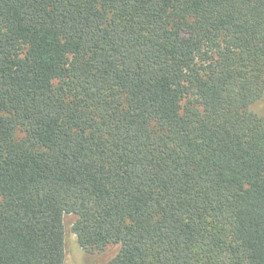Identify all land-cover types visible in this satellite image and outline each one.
<instances>
[{
	"label": "trees",
	"instance_id": "obj_1",
	"mask_svg": "<svg viewBox=\"0 0 264 264\" xmlns=\"http://www.w3.org/2000/svg\"><path fill=\"white\" fill-rule=\"evenodd\" d=\"M264 0H0V264H264Z\"/></svg>",
	"mask_w": 264,
	"mask_h": 264
},
{
	"label": "rangeland",
	"instance_id": "obj_2",
	"mask_svg": "<svg viewBox=\"0 0 264 264\" xmlns=\"http://www.w3.org/2000/svg\"><path fill=\"white\" fill-rule=\"evenodd\" d=\"M251 111L264 117V94L262 98L251 107ZM75 217L67 215L64 218L65 229V264H108L116 257L119 246L110 245L103 252L88 253L78 243L76 234L72 231Z\"/></svg>",
	"mask_w": 264,
	"mask_h": 264
}]
</instances>
